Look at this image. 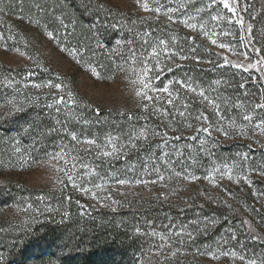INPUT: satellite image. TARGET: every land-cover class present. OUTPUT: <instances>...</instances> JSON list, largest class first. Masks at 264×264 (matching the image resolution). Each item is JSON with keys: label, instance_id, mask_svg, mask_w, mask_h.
<instances>
[{"label": "rangeland", "instance_id": "1", "mask_svg": "<svg viewBox=\"0 0 264 264\" xmlns=\"http://www.w3.org/2000/svg\"><path fill=\"white\" fill-rule=\"evenodd\" d=\"M226 2L0 0V182L30 192L5 222L65 228L61 255L106 230L109 264H264V0Z\"/></svg>", "mask_w": 264, "mask_h": 264}, {"label": "trees", "instance_id": "2", "mask_svg": "<svg viewBox=\"0 0 264 264\" xmlns=\"http://www.w3.org/2000/svg\"><path fill=\"white\" fill-rule=\"evenodd\" d=\"M0 89V97H2ZM30 193L20 184L0 182V264H109L114 257L106 245L108 232L102 230L89 240L77 242V252L61 255L65 228L58 231L50 224L29 223L12 226L3 219V210L19 197ZM110 247V248H109ZM66 255V256H65ZM68 255V256H67Z\"/></svg>", "mask_w": 264, "mask_h": 264}, {"label": "snow or ice", "instance_id": "3", "mask_svg": "<svg viewBox=\"0 0 264 264\" xmlns=\"http://www.w3.org/2000/svg\"><path fill=\"white\" fill-rule=\"evenodd\" d=\"M221 2L223 3V6H224L225 8H228V9H229V11L235 12V8L230 7L229 4L226 2V0H221ZM213 3H215V0H213ZM143 7H144L145 11H151V9L148 8V5H147V4H144ZM155 11L159 12L160 9H159V8H156ZM169 11H171V10H169ZM169 19H171V17H169ZM212 19H213V20H217V19H219V17H217V16H213ZM184 23L187 24L188 21L186 20V21H184ZM237 23H241V24H242V21H237ZM189 27H191V28H195L196 25L192 24V25H189ZM225 34L227 35V33H225ZM48 35H49V36H52V33H48ZM144 43H147V41H145ZM166 43H167L166 41L161 40V41L159 42V45H160V46H165ZM212 43H213V44H216V41H215V40H212ZM219 47H221V48H225V47H227V45L221 43V44L219 45ZM159 55H160V53L157 51L156 47H152V48H151V51H150V53H149V57H158ZM135 57H136V53H135V51H134V52H133V58H135ZM185 58H186V57H185ZM147 60H148V58H142V59H141V63L144 64V63L147 62ZM226 62H227V60H226ZM149 71H151V69H148L147 67L144 68L145 75H146ZM142 83H143V81H142ZM179 83H180V85H181L182 87H186L187 89H189V90L192 91V92H195V91H196V89L193 88L190 84H186V83L183 82V81H181V82H179ZM57 87H59V85H57ZM144 87H145V88H149V84L145 83V84H144ZM157 91H159V89H157ZM162 91H164V92H168V89H167V88H164V89H162ZM137 95H141L143 98H145V99H147V100H152V99H153L151 96H148L147 92H144V93H137ZM199 95H200V96H203L205 99H207V97L204 96V92H203V91H201V92L199 93ZM169 96H171V93H169ZM61 102H62V100H61ZM167 102H168L169 104H172V100H171V99H169ZM210 103H212V102H210ZM255 107H256V108H260V109H264V104H257ZM180 114H181V115H184V113H180ZM199 118H200V119H206V117H199ZM243 119H244L245 121H251V120L253 119V117H252L251 115H244V116H243ZM262 126H264V118H262L261 121H260V123L256 125L257 128H260L262 131H264V127H262ZM204 130L207 131L206 128H205ZM218 130H220V129H218ZM225 135H227V132H225ZM72 139H73V140H76V136H75L74 134L72 135ZM88 143H95V142H94V141H88ZM105 155H112V153H105ZM69 179L71 180L72 177L69 176ZM120 183L123 184V183H125V181L121 180ZM233 255H234V254H233ZM241 259H243V257H241ZM251 264H255V261H252Z\"/></svg>", "mask_w": 264, "mask_h": 264}]
</instances>
